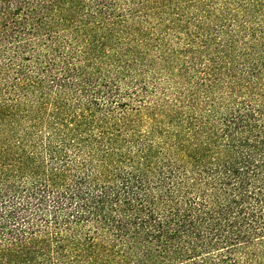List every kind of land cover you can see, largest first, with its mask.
<instances>
[{"label":"trees","instance_id":"trees-1","mask_svg":"<svg viewBox=\"0 0 264 264\" xmlns=\"http://www.w3.org/2000/svg\"><path fill=\"white\" fill-rule=\"evenodd\" d=\"M0 264H264V0H0Z\"/></svg>","mask_w":264,"mask_h":264}]
</instances>
